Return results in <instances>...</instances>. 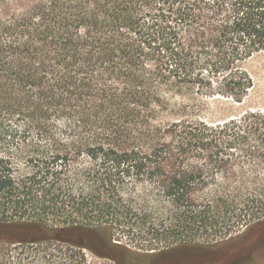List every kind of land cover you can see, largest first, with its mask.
<instances>
[{
	"label": "trees",
	"instance_id": "trees-1",
	"mask_svg": "<svg viewBox=\"0 0 264 264\" xmlns=\"http://www.w3.org/2000/svg\"><path fill=\"white\" fill-rule=\"evenodd\" d=\"M261 58L264 0H0V264H85L59 229L216 243L260 221Z\"/></svg>",
	"mask_w": 264,
	"mask_h": 264
},
{
	"label": "rangeland",
	"instance_id": "rangeland-1",
	"mask_svg": "<svg viewBox=\"0 0 264 264\" xmlns=\"http://www.w3.org/2000/svg\"><path fill=\"white\" fill-rule=\"evenodd\" d=\"M247 68L254 77L256 102L261 103L264 101V58L249 61ZM210 106V109L205 111L218 116L217 105ZM108 233L107 230H100L97 236L106 237ZM118 236L114 235L112 243L105 240L98 242L89 239L86 231H65L59 236V241L51 243L75 242L79 238L85 240L86 243H72L82 248V253L85 254V264H187L189 257L200 263L202 261H223L249 254L258 261H264V217L216 243H133L126 237L120 239ZM115 244L120 245L125 251L116 252L111 247ZM126 251L137 254L139 257L129 262L123 256L129 253Z\"/></svg>",
	"mask_w": 264,
	"mask_h": 264
},
{
	"label": "water",
	"instance_id": "water-1",
	"mask_svg": "<svg viewBox=\"0 0 264 264\" xmlns=\"http://www.w3.org/2000/svg\"><path fill=\"white\" fill-rule=\"evenodd\" d=\"M88 233V238L93 240V241H98V242H103V240L101 238H99L94 232L92 231H86ZM63 233H65L64 229H59L54 233V238L58 239L59 236H61ZM78 240H82L81 238H79ZM189 256H187L188 258ZM192 257H189V259H187V263L193 262V260L191 259Z\"/></svg>",
	"mask_w": 264,
	"mask_h": 264
},
{
	"label": "flooded vegetation",
	"instance_id": "flooded-vegetation-1",
	"mask_svg": "<svg viewBox=\"0 0 264 264\" xmlns=\"http://www.w3.org/2000/svg\"><path fill=\"white\" fill-rule=\"evenodd\" d=\"M63 243H86L85 240H77L75 242L73 241H66V242H63Z\"/></svg>",
	"mask_w": 264,
	"mask_h": 264
}]
</instances>
